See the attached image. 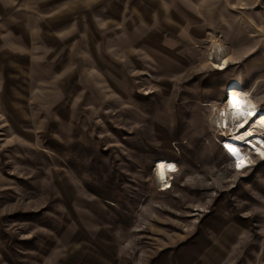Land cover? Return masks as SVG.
<instances>
[{
  "label": "rangeland",
  "instance_id": "obj_1",
  "mask_svg": "<svg viewBox=\"0 0 264 264\" xmlns=\"http://www.w3.org/2000/svg\"><path fill=\"white\" fill-rule=\"evenodd\" d=\"M232 82L264 111V0H0V264H264Z\"/></svg>",
  "mask_w": 264,
  "mask_h": 264
},
{
  "label": "bare ground",
  "instance_id": "obj_2",
  "mask_svg": "<svg viewBox=\"0 0 264 264\" xmlns=\"http://www.w3.org/2000/svg\"><path fill=\"white\" fill-rule=\"evenodd\" d=\"M235 96L239 101H243V111L245 115L239 116L238 113L234 112V110L229 106L227 102V98ZM225 110L227 111V115L229 117H233L237 119V121H242L244 124V128H240L236 134H233L231 139H229L226 143L221 144L224 145L223 152L227 155V157L234 163V169L236 171H243L247 166V156L245 153L242 152L241 146L244 144L246 146H250L255 150V155H258L260 160H264V155L260 153H264V111L255 107L254 104L247 101L245 98L244 93L242 92L239 84L237 82L230 83L225 90ZM248 112L256 113L253 116L254 121L250 124H246L245 122L248 120L249 116L247 115ZM256 121V122H255ZM246 143V144H245ZM225 144L232 145L237 148V155L233 156L230 152L225 148ZM245 150V149H244ZM247 151V150H245ZM238 161L243 162L242 167H238ZM235 166H237L235 168ZM172 170V167L169 164H166L163 160H158L155 163V172L157 180L160 185L164 188H169L168 185V178L169 172Z\"/></svg>",
  "mask_w": 264,
  "mask_h": 264
},
{
  "label": "snow or ice",
  "instance_id": "obj_3",
  "mask_svg": "<svg viewBox=\"0 0 264 264\" xmlns=\"http://www.w3.org/2000/svg\"><path fill=\"white\" fill-rule=\"evenodd\" d=\"M227 102L229 103V106L234 110V112L238 113L239 116H243L245 115L244 111H243V101H239L235 96H231L227 98ZM221 115H225V113H221ZM247 115L249 117L255 116L256 113L254 112H248ZM247 123V121L245 122ZM244 124L239 125L240 128H244ZM225 148L230 152V154H232L233 156L237 155V148L229 145V144H225ZM261 155H264V153H260ZM243 166V162L242 161H238V167H242Z\"/></svg>",
  "mask_w": 264,
  "mask_h": 264
},
{
  "label": "trees",
  "instance_id": "obj_4",
  "mask_svg": "<svg viewBox=\"0 0 264 264\" xmlns=\"http://www.w3.org/2000/svg\"><path fill=\"white\" fill-rule=\"evenodd\" d=\"M185 246H186V245H184L183 247H185ZM163 255H165V253H162V254L160 255L159 258H156L155 260H153V263L156 264L158 261H160V259H161V257H162Z\"/></svg>",
  "mask_w": 264,
  "mask_h": 264
},
{
  "label": "built area",
  "instance_id": "obj_5",
  "mask_svg": "<svg viewBox=\"0 0 264 264\" xmlns=\"http://www.w3.org/2000/svg\"><path fill=\"white\" fill-rule=\"evenodd\" d=\"M221 144H223L222 142H221ZM237 166H235V168H236Z\"/></svg>",
  "mask_w": 264,
  "mask_h": 264
}]
</instances>
